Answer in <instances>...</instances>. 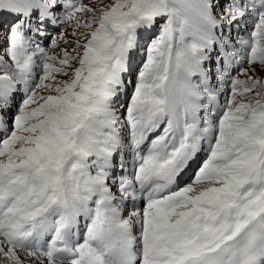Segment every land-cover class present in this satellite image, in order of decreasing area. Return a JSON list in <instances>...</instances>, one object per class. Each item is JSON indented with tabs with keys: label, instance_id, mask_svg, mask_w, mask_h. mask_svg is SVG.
<instances>
[{
	"label": "snow or ice",
	"instance_id": "6c2138e0",
	"mask_svg": "<svg viewBox=\"0 0 264 264\" xmlns=\"http://www.w3.org/2000/svg\"><path fill=\"white\" fill-rule=\"evenodd\" d=\"M0 264H264V0H0Z\"/></svg>",
	"mask_w": 264,
	"mask_h": 264
}]
</instances>
